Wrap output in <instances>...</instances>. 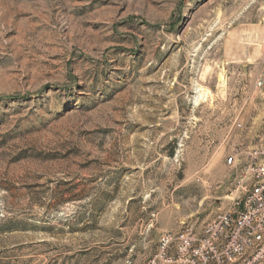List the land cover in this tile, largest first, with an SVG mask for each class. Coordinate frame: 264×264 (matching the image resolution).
I'll list each match as a JSON object with an SVG mask.
<instances>
[{
  "label": "rangeland",
  "instance_id": "1",
  "mask_svg": "<svg viewBox=\"0 0 264 264\" xmlns=\"http://www.w3.org/2000/svg\"><path fill=\"white\" fill-rule=\"evenodd\" d=\"M262 80L264 0H0V264H169L249 184Z\"/></svg>",
  "mask_w": 264,
  "mask_h": 264
},
{
  "label": "built area",
  "instance_id": "2",
  "mask_svg": "<svg viewBox=\"0 0 264 264\" xmlns=\"http://www.w3.org/2000/svg\"><path fill=\"white\" fill-rule=\"evenodd\" d=\"M257 86L264 87V81ZM243 195L200 232L194 226L161 241L169 264H264V144L248 153ZM230 163L233 159L229 160ZM173 250L174 255L168 256Z\"/></svg>",
  "mask_w": 264,
  "mask_h": 264
}]
</instances>
